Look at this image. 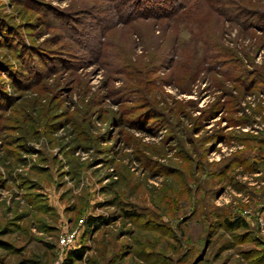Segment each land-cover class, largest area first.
Wrapping results in <instances>:
<instances>
[{"label": "rangeland", "instance_id": "obj_1", "mask_svg": "<svg viewBox=\"0 0 264 264\" xmlns=\"http://www.w3.org/2000/svg\"><path fill=\"white\" fill-rule=\"evenodd\" d=\"M0 264H264V0H0Z\"/></svg>", "mask_w": 264, "mask_h": 264}, {"label": "trees", "instance_id": "obj_2", "mask_svg": "<svg viewBox=\"0 0 264 264\" xmlns=\"http://www.w3.org/2000/svg\"><path fill=\"white\" fill-rule=\"evenodd\" d=\"M125 214H127L125 212ZM91 219H88L87 220V224L89 225L91 223ZM92 224V223H91ZM223 225L225 227H227L228 229H233V228H236V227H241V226H244V222L242 220H240V218L238 217H235V218H232V219H229V218H225L223 219ZM83 252H84V249L82 247H78V248H75L73 250H70L67 252V256H66V260H80L82 255H83Z\"/></svg>", "mask_w": 264, "mask_h": 264}, {"label": "built area", "instance_id": "obj_3", "mask_svg": "<svg viewBox=\"0 0 264 264\" xmlns=\"http://www.w3.org/2000/svg\"><path fill=\"white\" fill-rule=\"evenodd\" d=\"M77 231H63L57 236L56 245L60 250L70 249L76 242Z\"/></svg>", "mask_w": 264, "mask_h": 264}]
</instances>
